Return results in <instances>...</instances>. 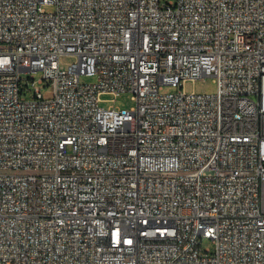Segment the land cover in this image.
<instances>
[{
    "label": "built area",
    "instance_id": "1",
    "mask_svg": "<svg viewBox=\"0 0 264 264\" xmlns=\"http://www.w3.org/2000/svg\"><path fill=\"white\" fill-rule=\"evenodd\" d=\"M0 264H264V0H0Z\"/></svg>",
    "mask_w": 264,
    "mask_h": 264
},
{
    "label": "rangeland",
    "instance_id": "2",
    "mask_svg": "<svg viewBox=\"0 0 264 264\" xmlns=\"http://www.w3.org/2000/svg\"><path fill=\"white\" fill-rule=\"evenodd\" d=\"M47 10H54L55 7L53 5H47L46 6ZM73 61V58L70 56H65L62 59V66H66L67 63ZM29 74L28 73H23L22 76L26 78ZM42 76V72L38 71L36 72V77L40 78ZM83 81L86 82H94L95 78L94 77H82ZM48 84L46 83H37L36 86L42 88V91L44 92L45 95H49L51 93V88L48 86H45ZM184 89L188 92H197V93H215L217 91V82L214 77L208 76V77H203V78H198L195 80H188L184 84ZM175 90V87L171 85H166L164 87V91H173ZM134 94L130 91H124L121 92L119 95H115L112 93H105L102 95V99L104 100L102 102L103 105L109 106L111 104L123 107V108H128L132 109L135 107L136 102L133 98ZM204 247L211 246L213 249L215 247L214 243L208 239L204 240L203 243Z\"/></svg>",
    "mask_w": 264,
    "mask_h": 264
}]
</instances>
